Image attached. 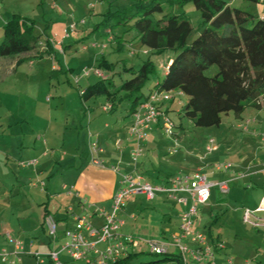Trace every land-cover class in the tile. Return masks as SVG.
<instances>
[{
    "label": "rangeland",
    "instance_id": "rangeland-1",
    "mask_svg": "<svg viewBox=\"0 0 264 264\" xmlns=\"http://www.w3.org/2000/svg\"><path fill=\"white\" fill-rule=\"evenodd\" d=\"M123 4L125 0L117 2L116 6ZM230 4L257 17H264V3L256 0H230ZM164 7L168 14L179 9L178 6L171 5V2L164 3ZM109 10V0H0V44L4 37V26L14 15H18L30 20L28 26L33 28V35L37 38L34 52L42 54L39 58L27 59L17 69L0 75V145H7L5 142L9 139L16 145H34L36 141H41L38 140L40 136L42 142L50 139V145H63L62 135L65 130H62V126L66 127V124L70 125V130L66 131L68 134L65 145L67 149L71 148L69 145H79L81 149L78 154L83 156V159L87 156L85 147L96 141L93 137L89 138L88 128L92 135L96 131L98 134L105 133L112 139L113 145L118 139L126 145L133 141L128 139L127 135L120 134L126 132L131 124V117H125L130 106L128 101L123 102L114 113H108L104 112V107L110 106L111 102L108 103L105 97H101L83 103L80 99V89L85 90L90 84L107 77L114 82L112 91L119 90L123 81L130 78L126 72L127 67L135 66L139 69L143 62L151 59L156 66V73L149 78L142 91L146 96L162 78L174 53L153 55L141 45L140 40L135 37V32L126 33L124 28L107 30L102 22L103 15ZM182 11L188 15L195 28L190 38L192 42L198 36L195 31L202 17L191 4L186 5ZM32 54L23 53L20 57L28 58ZM104 60L112 65V71L107 68L99 69ZM61 65L63 71L60 70ZM87 71L90 76L84 77ZM96 71H100L102 76L97 75ZM205 73L214 77L219 70L217 66H213ZM176 99L175 96V100L168 103L172 110L168 115L175 126L176 136H171L164 128H153L149 131L151 145L160 146H157L158 149L150 147L147 153L154 158H160V161L156 160V165H162V170L159 169L161 172L171 165V170L177 175H186L193 173L198 166L210 163L212 156H207L206 145L211 138L215 139L220 148L216 156H223L225 162L238 160L236 151L240 149V145H248L245 138H250V133L244 132V128L239 125L245 127L249 120L252 121L260 115L258 109L248 108L242 120L230 113L223 115L221 126L198 128L191 120L176 112L180 108ZM71 132L74 134H70ZM79 134L81 136L78 138ZM3 136L5 138L2 139ZM149 181L151 184H157L151 177ZM41 189L44 191L46 188ZM143 203L145 208L134 214L137 223L144 222L141 228L136 226V222H129L127 228L132 231L135 228L136 233L128 236L135 237L138 242H142L144 236L150 232L146 220L147 215L151 216L154 209V204H147L145 201ZM167 206L171 207L169 204ZM76 214L79 216V213ZM152 227L155 228V225ZM236 230L244 234L245 241L242 246L246 248V252L238 256L256 264L254 259L257 251L264 252L263 232H255L250 226H241L239 219L228 227L230 234ZM43 235L49 241V235ZM67 241L65 236L59 238V251ZM145 253L147 254L142 255V261L161 259L148 251ZM35 255L36 253H33L35 264H50L47 256ZM60 259L68 261V264H85L72 261L66 252L61 253Z\"/></svg>",
    "mask_w": 264,
    "mask_h": 264
},
{
    "label": "crops",
    "instance_id": "crops-1",
    "mask_svg": "<svg viewBox=\"0 0 264 264\" xmlns=\"http://www.w3.org/2000/svg\"><path fill=\"white\" fill-rule=\"evenodd\" d=\"M32 53L28 58L20 57L22 54L1 58L0 75L17 69L27 59L39 58L34 57L35 53ZM60 70L63 71L62 65ZM164 74H166L165 70ZM84 91L80 89V95ZM173 95L174 99L170 102H173L176 96L179 107L187 101V97L181 91H175ZM168 103H164L162 107L164 113L170 109ZM258 110L261 112L260 115L252 121L249 120V124L245 127L239 125L240 128H244V132L250 133V138H245V143L248 145H240V149L236 151L238 160L225 162L223 156H216L220 152L217 144L219 150L207 155L212 156L211 162L198 166L191 173L201 172L207 175L210 181L229 183L227 194L221 193L218 188L212 189L211 197L208 203L201 207L194 226L195 230L208 235L209 245L213 250V258L210 259L209 264H252L248 259L238 256L246 252V248L242 246L245 241L244 234L239 230L230 234L228 227L238 219L241 226H249L244 222L245 211L247 209L257 211L264 199V104L262 109ZM179 112L180 110L177 113ZM75 125L76 123L74 127ZM69 126L68 124L66 127L62 126V130H65L62 135L63 145H50V139L42 142L41 136L38 138L41 141L39 143L36 141L34 145H16L14 141L10 142V139L5 142L7 145H0V252L6 250L9 254L7 262L0 260V264H10L12 261L17 264H35L33 253H36L35 256H46L58 249L57 241L60 237H66V232L75 226L74 216H78L76 213L79 215L83 213L82 203L85 200L87 204L96 205L107 211L111 210L113 198L120 189L121 175L111 169H102L91 164L93 145L97 146L98 156L108 166L118 167L120 173L134 170L131 160V153L136 147L134 141L126 145L118 139L113 145L112 139L108 138L105 133L98 134L96 131L93 136L88 128L89 138L93 137L96 141L85 147L87 156L83 159V156L78 154L81 149L79 145H69L71 148L68 149L65 145L68 134L66 131L70 130ZM153 128H163V120ZM128 130L129 128L126 132H121V136L127 135L130 139ZM79 136L81 134L78 138ZM150 139L151 137L143 144L145 152L137 165L138 173L150 184L149 177L156 181L157 184L152 183L154 186H167L171 179L178 175L171 170V165L167 166L164 172L160 171L162 165H156V160L160 161V158H154L149 152L147 153L150 147L158 149L160 145H151ZM30 162L36 164L29 165ZM225 164L232 166L229 170H219L218 167ZM41 187L46 189L43 191ZM144 201L147 204H154L152 215H147L148 220L143 218L150 227V232L144 236V240L163 242L171 240L172 235L180 231L184 208L171 199H167L164 194H159L153 201H147L144 196L131 200L123 214L125 225L120 231L121 235L128 236L136 233L135 228L133 231L130 228L127 230L129 222H136V226L141 228L144 222L137 223L134 214L145 208ZM259 216L264 217V212L259 213ZM48 217L53 218L58 224L56 239H53L48 232L49 227L46 222ZM90 222L96 227H101L105 220L103 217L92 215ZM153 225L155 228L152 227ZM253 230L262 231L264 234V229L253 228ZM43 233L49 235V241L43 237ZM9 236L14 241L22 243L21 250L16 249ZM185 244L194 248L189 242ZM136 251L142 253L148 249L139 247ZM257 252L254 261L256 264H264V252L260 250ZM172 253L179 254L174 248L171 249L170 254ZM62 262L68 264V261L63 260ZM168 264L177 263L169 262ZM189 264L196 263L191 261Z\"/></svg>",
    "mask_w": 264,
    "mask_h": 264
},
{
    "label": "trees",
    "instance_id": "trees-1",
    "mask_svg": "<svg viewBox=\"0 0 264 264\" xmlns=\"http://www.w3.org/2000/svg\"><path fill=\"white\" fill-rule=\"evenodd\" d=\"M119 1L123 0H109L110 10L103 15L105 28H124L126 33L133 31L151 54L162 56L173 52L174 57L169 59L166 74L150 94L145 96L142 91L149 78L156 73L151 59L143 62L139 69L127 67L130 78L123 81L119 90L112 91L114 82L107 77L89 85L80 95L83 103L105 97L111 102L110 113H114L123 102L128 101L130 106L125 117H132L152 93L181 91L187 101L176 112L180 110L179 114L198 128L221 126L223 115L233 113L242 119L248 108L262 109L264 17L235 8L230 0H125V4L117 7ZM170 2L179 9L168 14L164 3ZM188 4L194 5L202 17L195 31L198 36L192 42L190 38L195 28L182 11ZM29 21L14 15L6 23L0 44V59L34 52L37 38L33 35V28L28 26ZM34 53V57L42 55L38 51ZM213 66L218 67L219 73L209 77L205 72ZM99 67L113 70L106 60ZM170 112L167 109L166 116ZM144 254L147 253L135 251L115 264H182L180 255L176 253L150 262L142 261Z\"/></svg>",
    "mask_w": 264,
    "mask_h": 264
},
{
    "label": "built area",
    "instance_id": "built-area-1",
    "mask_svg": "<svg viewBox=\"0 0 264 264\" xmlns=\"http://www.w3.org/2000/svg\"><path fill=\"white\" fill-rule=\"evenodd\" d=\"M264 3V0H260ZM170 64H167L168 70ZM96 74L102 76L100 71ZM89 77L87 71L83 75ZM79 82V79H77ZM83 94V92H81ZM174 99L173 92H154L149 99L141 104L131 117L129 126V137L135 142V149L131 153V160L134 170L131 172L120 173L116 166H108L104 160L98 156L97 146H92L91 164L102 169H111L121 175L120 189L113 198L110 211L93 204L82 203L83 213L75 217V226L66 232L67 242L61 250L56 249L46 255L53 264H64L61 253L66 252L74 262H87L89 264H115L119 260L128 257L139 247H146L150 253L158 256L170 255L171 249H176L181 257L182 264H189L193 261L196 264H209L213 258V250L209 245L208 235L194 230L195 223L199 217L201 207L205 206L212 189L218 188L223 194L229 192L227 181L213 182L208 176L197 172L191 175H178L171 179L167 186H154L148 183L141 174L138 173L137 165L140 158L144 155V145L150 138L149 131L163 120V128L171 136H174L175 126L162 107L164 103ZM112 106H105L104 111H111ZM219 150L215 139L211 138L206 145L207 155ZM30 162L29 165H35ZM231 164L220 165L219 170H229ZM159 194H164L167 199L184 208L181 217L180 231L173 234L169 241H148L138 242L135 237L121 235L120 231L125 225L123 214L127 204L138 196H144L147 201H153ZM264 212V199L257 211L247 209L244 214V222L254 229H264V217L259 213ZM92 215L103 217L105 222L101 227H96L90 222ZM47 225L49 234L53 239L57 238L58 224L48 217ZM17 250L22 249V243L16 242L9 236ZM189 242L194 248L185 243ZM37 255L36 257H38ZM9 254L6 250L0 252V260L7 262ZM10 264H17L12 261Z\"/></svg>",
    "mask_w": 264,
    "mask_h": 264
}]
</instances>
